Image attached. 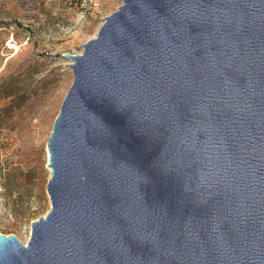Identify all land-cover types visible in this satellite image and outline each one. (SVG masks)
<instances>
[{"label":"water","instance_id":"water-1","mask_svg":"<svg viewBox=\"0 0 264 264\" xmlns=\"http://www.w3.org/2000/svg\"><path fill=\"white\" fill-rule=\"evenodd\" d=\"M47 141L50 210L0 264H264V0H120Z\"/></svg>","mask_w":264,"mask_h":264},{"label":"rangeland","instance_id":"rangeland-1","mask_svg":"<svg viewBox=\"0 0 264 264\" xmlns=\"http://www.w3.org/2000/svg\"><path fill=\"white\" fill-rule=\"evenodd\" d=\"M120 0H0V234L22 245L50 210L47 141L78 47Z\"/></svg>","mask_w":264,"mask_h":264}]
</instances>
